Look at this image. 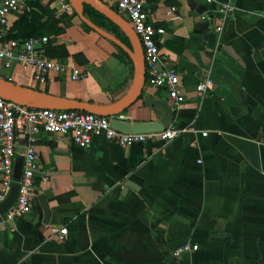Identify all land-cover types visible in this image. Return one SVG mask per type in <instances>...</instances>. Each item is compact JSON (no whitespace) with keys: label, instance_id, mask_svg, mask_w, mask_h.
Instances as JSON below:
<instances>
[{"label":"crops","instance_id":"1","mask_svg":"<svg viewBox=\"0 0 264 264\" xmlns=\"http://www.w3.org/2000/svg\"><path fill=\"white\" fill-rule=\"evenodd\" d=\"M62 1L43 0L68 16L51 41L65 44L64 61L88 75L53 74L40 84L31 69H6L0 60V77L89 103L120 100L134 78L131 57H120L117 44L88 30L76 12H63ZM144 1L150 19L166 29L157 37L161 65L179 73L185 100L174 107L147 72L142 96L122 114L131 123L160 121L163 112L146 103L155 96L174 110L166 129L183 132L128 147L94 136L87 148L70 133L39 134L49 180L38 175L32 212L0 229V264H264V0H219L230 12L207 0ZM206 72L213 85L200 95ZM63 226L66 241L50 238ZM186 242L199 249L175 256Z\"/></svg>","mask_w":264,"mask_h":264},{"label":"built area","instance_id":"2","mask_svg":"<svg viewBox=\"0 0 264 264\" xmlns=\"http://www.w3.org/2000/svg\"><path fill=\"white\" fill-rule=\"evenodd\" d=\"M110 6L123 14L134 28L143 46L146 70L149 82L155 88H166L173 105L179 106L185 96L180 90V75L172 68L162 67L161 49L157 40L166 32L162 26H156L150 19L144 0H106ZM219 4L220 11L230 12L234 7L229 2L207 0ZM28 8L26 0H0V60L6 69H13L16 63L32 70L36 83L46 84L53 74L68 72L70 78H85L88 72L80 67H69L66 61L49 57L45 52L48 37L18 40L7 38L11 18ZM61 9L67 14H74L75 9L69 1H62ZM176 11L172 6L168 14ZM206 19V15L201 16ZM222 29L221 23L215 24V30ZM11 81V78L9 79ZM213 85L208 72L197 85L200 95ZM125 115L99 116L79 110H56L52 108L30 107L7 100L0 96V203L7 197L13 183L19 184V192L14 204L4 213H0V229H4L17 216L32 212L37 196L36 178L48 181L47 173L42 169L41 156L36 149L38 135L41 133L71 134L73 143L80 148H87L94 136H101L121 147H128L136 142H143L151 135H159L162 139L171 140L179 136L183 129L170 127L156 133L121 132L112 126V121L124 120ZM207 135V132H203ZM23 141V142H21ZM19 148H24L20 152ZM23 158V170L20 180L14 178L16 159ZM66 226L55 228L50 238L64 242L68 238ZM198 244L186 242L175 248L174 255L197 251Z\"/></svg>","mask_w":264,"mask_h":264},{"label":"water","instance_id":"3","mask_svg":"<svg viewBox=\"0 0 264 264\" xmlns=\"http://www.w3.org/2000/svg\"><path fill=\"white\" fill-rule=\"evenodd\" d=\"M68 1L73 5L76 14L84 23L103 37L120 46L131 57L134 63L135 74L126 95L114 103L100 105L78 99L58 96L43 90L19 85L6 78L0 77V96L7 100L30 107L52 108L56 110H79L106 117L122 114L142 96L143 88L147 79L143 46L140 38L135 33L130 22L102 0ZM84 4L90 5L120 27L129 37L131 47H128L118 37L97 26L94 22L87 18L84 14ZM146 103L158 107L163 112V116L160 121L131 123L126 120L114 119L111 123L112 126L115 129L126 133H154L164 131L172 122L174 117L173 108L170 104L155 96H148L146 98ZM19 151H24V148H19ZM22 170L23 158L19 156L16 159L14 167V178L16 180L21 179ZM18 192L19 184L15 182L13 183L7 197L0 203V213L6 212L14 204ZM45 208L48 213V207L46 206Z\"/></svg>","mask_w":264,"mask_h":264},{"label":"trees","instance_id":"4","mask_svg":"<svg viewBox=\"0 0 264 264\" xmlns=\"http://www.w3.org/2000/svg\"><path fill=\"white\" fill-rule=\"evenodd\" d=\"M26 2L28 8L20 12L17 20L9 27L7 38L28 40L30 38L48 37L49 40L44 45L46 54L51 58L64 61L70 56L66 45L54 44L51 38L60 35L64 31L61 22L68 16L55 14L50 7V3H44L43 0H26ZM84 14L102 29L117 37L122 36L121 29L115 23L90 5L84 4ZM84 25L88 30L93 31L87 24ZM116 47L119 50L120 57L131 61L128 54L121 47L117 45ZM45 92H48V90H45Z\"/></svg>","mask_w":264,"mask_h":264},{"label":"rangeland","instance_id":"5","mask_svg":"<svg viewBox=\"0 0 264 264\" xmlns=\"http://www.w3.org/2000/svg\"><path fill=\"white\" fill-rule=\"evenodd\" d=\"M57 1H60V0H57Z\"/></svg>","mask_w":264,"mask_h":264}]
</instances>
